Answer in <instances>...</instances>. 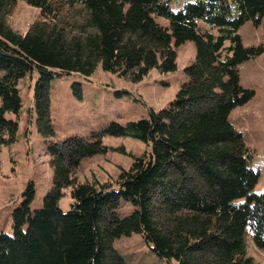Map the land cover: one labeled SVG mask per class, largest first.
<instances>
[{"label": "trees", "instance_id": "trees-1", "mask_svg": "<svg viewBox=\"0 0 264 264\" xmlns=\"http://www.w3.org/2000/svg\"><path fill=\"white\" fill-rule=\"evenodd\" d=\"M13 1L0 0V151L17 141L18 85L34 73L35 126L52 180L35 209L32 181L22 191L12 232L0 231V264H128L114 245L132 234L168 263L257 264L245 238L250 231L264 250V190H255L259 172L229 116L254 97L238 67L264 45L244 47L239 29L251 22L264 30V0H186L175 11L171 0H19L39 11L24 33L7 22ZM189 41L194 58L167 106L88 136H56L53 79L87 80L100 67L138 83L151 69L175 72L176 49ZM71 87L80 99V81ZM107 137L137 140L145 150L134 156L110 148ZM110 149L132 159L115 179L79 182L72 174Z\"/></svg>", "mask_w": 264, "mask_h": 264}, {"label": "rangeland", "instance_id": "rangeland-1", "mask_svg": "<svg viewBox=\"0 0 264 264\" xmlns=\"http://www.w3.org/2000/svg\"><path fill=\"white\" fill-rule=\"evenodd\" d=\"M186 0H171L169 7L178 10ZM39 18V11L25 2L14 0L10 6L7 22L10 27L24 33L32 22ZM162 24L163 18H158ZM244 47L264 45V30L246 22L239 29ZM177 70L160 74L151 69L138 83L120 79L98 67L89 79L78 76H62L52 80L50 87V117L58 138L72 135L88 136L91 131L117 121L125 124L140 119L147 109L159 110L173 99L184 80L183 69L194 58L195 45L189 41L176 49ZM239 76L244 88L254 90V97L245 105L235 108L229 119L238 131L243 132L251 151L252 167L259 172L256 191L264 190V53L239 65ZM35 74H27L18 88L21 110L18 117V138L10 147L0 151V231L12 232L13 211L22 200V191L29 181L34 184V199L31 209L41 205L44 193L49 189L52 170L45 152V141L37 133L34 112ZM82 86V97L72 93V83L77 80ZM14 118V115H11ZM104 143L110 148L122 146L134 156L140 155L145 146L131 138L107 137ZM132 163L129 156L115 150L84 159L72 174L79 182L103 183L117 177L120 169ZM68 193L60 201L63 210L68 208ZM126 205L125 212L130 210ZM246 253L257 264H264V250L257 248L250 231L245 238ZM116 251L128 264H175L154 255L138 234L122 237L115 242Z\"/></svg>", "mask_w": 264, "mask_h": 264}]
</instances>
